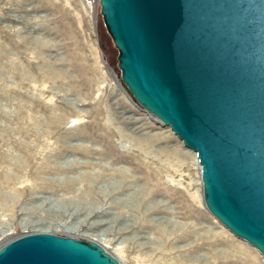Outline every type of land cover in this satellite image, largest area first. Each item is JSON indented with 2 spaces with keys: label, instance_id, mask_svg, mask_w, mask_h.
I'll list each match as a JSON object with an SVG mask.
<instances>
[{
  "label": "rangeland",
  "instance_id": "obj_1",
  "mask_svg": "<svg viewBox=\"0 0 264 264\" xmlns=\"http://www.w3.org/2000/svg\"><path fill=\"white\" fill-rule=\"evenodd\" d=\"M98 0H0V246L92 240L119 264H264L204 205L195 153L124 91Z\"/></svg>",
  "mask_w": 264,
  "mask_h": 264
},
{
  "label": "water",
  "instance_id": "obj_2",
  "mask_svg": "<svg viewBox=\"0 0 264 264\" xmlns=\"http://www.w3.org/2000/svg\"><path fill=\"white\" fill-rule=\"evenodd\" d=\"M130 98L195 153L205 207L264 257V0H98ZM0 264H119L92 240L30 232Z\"/></svg>",
  "mask_w": 264,
  "mask_h": 264
},
{
  "label": "trees",
  "instance_id": "obj_3",
  "mask_svg": "<svg viewBox=\"0 0 264 264\" xmlns=\"http://www.w3.org/2000/svg\"><path fill=\"white\" fill-rule=\"evenodd\" d=\"M101 16V15H100ZM101 22H102V26L104 27V30L106 31V33L108 34V36L110 37V39H111V41H112V38H111V36H110V34H109V32H108V30H107V27H106V25H105V23H104V20H103V17L101 16ZM113 43V42H112ZM114 45V44H113ZM115 47V46H114ZM116 48V47H115ZM117 50V49H116ZM117 53H118V50H117ZM118 55V54H117ZM116 59H117V57H116ZM117 62V61H116Z\"/></svg>",
  "mask_w": 264,
  "mask_h": 264
},
{
  "label": "built area",
  "instance_id": "obj_4",
  "mask_svg": "<svg viewBox=\"0 0 264 264\" xmlns=\"http://www.w3.org/2000/svg\"><path fill=\"white\" fill-rule=\"evenodd\" d=\"M25 234V233H24Z\"/></svg>",
  "mask_w": 264,
  "mask_h": 264
}]
</instances>
